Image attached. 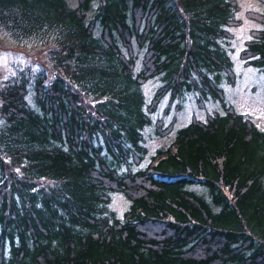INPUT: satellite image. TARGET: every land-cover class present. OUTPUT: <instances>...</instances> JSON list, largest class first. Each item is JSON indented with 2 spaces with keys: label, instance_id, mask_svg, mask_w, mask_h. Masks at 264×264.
<instances>
[{
  "label": "trees",
  "instance_id": "trees-1",
  "mask_svg": "<svg viewBox=\"0 0 264 264\" xmlns=\"http://www.w3.org/2000/svg\"><path fill=\"white\" fill-rule=\"evenodd\" d=\"M236 4L0 0V29L50 69L0 86V264H264V131L248 118L193 117L139 166L142 84L218 100ZM248 42L264 71V28Z\"/></svg>",
  "mask_w": 264,
  "mask_h": 264
},
{
  "label": "rangeland",
  "instance_id": "rangeland-1",
  "mask_svg": "<svg viewBox=\"0 0 264 264\" xmlns=\"http://www.w3.org/2000/svg\"><path fill=\"white\" fill-rule=\"evenodd\" d=\"M68 1L71 5L76 3V0ZM236 2L234 24L227 28L232 34L228 50L232 69L229 77L223 78L217 86L221 91L218 100H212L208 94L201 93L199 88L185 93L180 99H169L166 93L160 95L157 80L151 79L142 84L145 104L150 106L147 109L150 123L144 128L146 154L140 167L157 148L166 147L173 139L174 132L186 125L191 118L203 121L213 111L223 112V106H231L236 113H241L264 131V71L252 66L249 63L250 52H245L248 41L264 28L259 17L263 4L261 0ZM243 50L246 54L244 57L241 56ZM45 59L43 48L16 44L0 29V86L9 76L21 70L33 72L45 67L49 74L50 69L48 70ZM140 66L141 58L134 67L138 69ZM28 99L30 100L29 97ZM166 129L168 131H162ZM109 205L120 216L127 208L128 201L121 192L115 191Z\"/></svg>",
  "mask_w": 264,
  "mask_h": 264
}]
</instances>
